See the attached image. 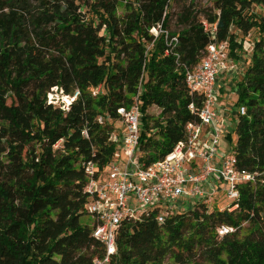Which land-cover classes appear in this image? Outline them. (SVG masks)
Wrapping results in <instances>:
<instances>
[{"label":"trees","instance_id":"1","mask_svg":"<svg viewBox=\"0 0 264 264\" xmlns=\"http://www.w3.org/2000/svg\"><path fill=\"white\" fill-rule=\"evenodd\" d=\"M261 6L264 0L204 7L195 0H0V264L100 259L84 190L88 166L97 178L119 151L112 141L118 110L137 99L139 160L162 161L188 125L201 123L204 100L189 92L186 72L210 44L227 43L238 63L239 37L252 31L259 38L235 84L246 114L237 117L231 155L254 183L238 186L237 201L221 211L197 202L162 223L159 209L122 222L110 264H264V17L253 11ZM159 24L167 41L150 33ZM205 24L215 25L213 35ZM55 88L79 95L68 108L55 106L47 102ZM220 228L232 232L220 236Z\"/></svg>","mask_w":264,"mask_h":264},{"label":"built area","instance_id":"2","mask_svg":"<svg viewBox=\"0 0 264 264\" xmlns=\"http://www.w3.org/2000/svg\"><path fill=\"white\" fill-rule=\"evenodd\" d=\"M204 27L212 35L216 31L215 25L205 24ZM150 33L154 39L162 35L167 41L168 32L161 24ZM170 43L177 44L176 38H171ZM230 70H235V66L229 59L227 43L210 44L200 63L185 74L189 92L202 95L204 100L198 112L201 123L188 125L185 139L162 161L149 166L140 162L138 154L139 102L134 99L131 107L118 110L123 131L118 134L116 130L112 137L118 153L97 178H94V167L89 165L87 168L89 182L84 191L89 202L86 210L93 220L92 235L104 249L103 256L94 264H110L116 254V235L122 222L139 220L144 213L159 209L157 221L162 223L170 212L185 211L197 202L211 203L216 192H224L226 199L233 203L239 198L238 186L254 183V175L237 170L232 155H220L219 152L221 139L230 125L225 124V118L232 111L219 104L216 84L218 77ZM52 92H60L62 108H68L79 95L75 92L73 96H63L56 88ZM51 101L50 98L47 100L53 104ZM189 108L193 109L192 106ZM233 113L245 116L246 110L240 107ZM216 181L223 186L216 185ZM205 185H209L211 193ZM217 210L222 209L217 206ZM228 232L232 230H218L220 236Z\"/></svg>","mask_w":264,"mask_h":264},{"label":"rangeland","instance_id":"3","mask_svg":"<svg viewBox=\"0 0 264 264\" xmlns=\"http://www.w3.org/2000/svg\"><path fill=\"white\" fill-rule=\"evenodd\" d=\"M210 1L211 0H195L197 5H201L203 7L209 6ZM123 11H124V8L122 5L121 7L118 8L117 13L120 15L123 13ZM253 11L259 18L264 17V7L262 6L255 7ZM171 27H172V30L174 31L175 22L174 23L172 22ZM258 38H259V34L256 31L250 32L247 37H243V38L239 37V41L242 45V52L240 53V58H241L240 61L236 63L237 71L231 77L226 76L225 74H222L219 76L222 79L217 80V81H221V83L223 84V85L220 84L221 92L218 93V100H223L224 104L222 105L226 106L228 110L232 111V113H230L231 121L228 123V125L229 124L230 125L225 130V134L222 137L221 142H220V150H219L220 155L229 156L232 154V149H233L234 142L236 139L235 124H236V120L238 117L236 113H233V112H236V110L238 109L237 108L238 92H237V88L235 84L236 82L240 81L243 78L245 71L247 69V66L250 62L251 56H252L254 43L258 40ZM50 93H51L50 96L47 95V100L49 98L52 99L51 102H53L55 106L57 103L58 105L62 103L63 98L60 95V92L56 93V92L51 91ZM151 114L154 115V117H156L157 110L153 109ZM118 126H119L118 124L114 125L116 129ZM228 136L230 137V140L229 138H227ZM231 204L232 202L226 199L224 192H218L217 194L213 195L212 202L207 205L209 209L212 210V209H217V206L220 209H226ZM167 264H174V263L167 262Z\"/></svg>","mask_w":264,"mask_h":264},{"label":"crops","instance_id":"4","mask_svg":"<svg viewBox=\"0 0 264 264\" xmlns=\"http://www.w3.org/2000/svg\"><path fill=\"white\" fill-rule=\"evenodd\" d=\"M232 62V61H231ZM233 63V65L235 66V70H230V71H228L227 73H225V75L226 76H232L236 71H237V64L236 63H234V62H232ZM234 77V76H233ZM232 77V78H233ZM219 80L220 79H222V78H218ZM234 80V79H233ZM220 84H222L221 83V81H217V84H216V94H218L219 92H221L220 91V89H221V87H220ZM223 85V84H222ZM224 104L223 103V100H219V104ZM226 120H225V124L227 125L228 124V122H230L231 121V119H230V116H228V117H226L225 118ZM119 126L117 127V132H118V134H121L122 133V131H123V126H122V124L121 123H119L118 124ZM228 127V126H227ZM227 129V128H226ZM225 134V133H224ZM224 136V135H223ZM222 185L223 186V184L222 183H220L219 181H216V185ZM205 187H206V190L209 192V193H211V190H210V188H209V185H205ZM218 192H216L215 194H217ZM191 202H192V200H191Z\"/></svg>","mask_w":264,"mask_h":264}]
</instances>
